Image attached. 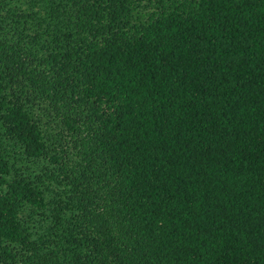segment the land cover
Instances as JSON below:
<instances>
[{
	"label": "trees",
	"instance_id": "obj_1",
	"mask_svg": "<svg viewBox=\"0 0 264 264\" xmlns=\"http://www.w3.org/2000/svg\"><path fill=\"white\" fill-rule=\"evenodd\" d=\"M0 188V264H264V0H0Z\"/></svg>",
	"mask_w": 264,
	"mask_h": 264
},
{
	"label": "rangeland",
	"instance_id": "obj_2",
	"mask_svg": "<svg viewBox=\"0 0 264 264\" xmlns=\"http://www.w3.org/2000/svg\"><path fill=\"white\" fill-rule=\"evenodd\" d=\"M0 190H1V188H0ZM46 196H47L48 199H51L52 196H53V192L52 191H47L46 192ZM29 212L30 211L26 208L25 211L23 212V216H27ZM34 219L36 221L34 222V225H33L34 229L33 230H34V232H36L35 234L37 236L38 232H40V230L38 229V225H39L40 221L42 220V215L41 216H35Z\"/></svg>",
	"mask_w": 264,
	"mask_h": 264
}]
</instances>
